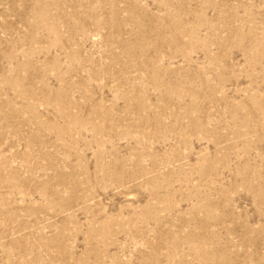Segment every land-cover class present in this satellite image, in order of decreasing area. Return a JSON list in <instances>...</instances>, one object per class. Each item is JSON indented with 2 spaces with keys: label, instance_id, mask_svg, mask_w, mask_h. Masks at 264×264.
Wrapping results in <instances>:
<instances>
[{
  "label": "rangeland",
  "instance_id": "obj_1",
  "mask_svg": "<svg viewBox=\"0 0 264 264\" xmlns=\"http://www.w3.org/2000/svg\"><path fill=\"white\" fill-rule=\"evenodd\" d=\"M0 264H264V0H0Z\"/></svg>",
  "mask_w": 264,
  "mask_h": 264
}]
</instances>
